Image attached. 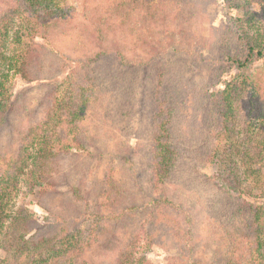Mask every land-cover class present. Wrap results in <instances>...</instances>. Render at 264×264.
I'll return each mask as SVG.
<instances>
[{
  "label": "trees",
  "instance_id": "1",
  "mask_svg": "<svg viewBox=\"0 0 264 264\" xmlns=\"http://www.w3.org/2000/svg\"><path fill=\"white\" fill-rule=\"evenodd\" d=\"M120 1L145 5L172 2V5L165 13L162 6L156 5L157 19L151 23L153 33L145 38L136 37L131 50H123L118 43V23L112 29L104 19L102 29L114 37L113 44L95 28L89 35L92 44L86 50L64 53L62 62L56 65L57 54L34 39L47 41L48 25L68 23L74 19L73 15L63 10L60 0H0V136H11L15 127L13 117L17 118V124L27 116L31 118L26 131L20 133L22 143L16 159L9 155V158L0 157V250L4 252L0 264H92L83 259L93 240L91 228L87 229L89 214L54 217L52 222L40 225L26 208L13 212V200L26 180L31 181L33 190L35 187L56 189L51 179L57 172L61 176L57 157L62 160L78 152L100 160L94 151L102 135L115 140L123 133L116 123L110 127L115 131L105 127L106 124L130 122L140 114L141 122L146 115L151 126L143 142L146 143L143 159H146L142 172L146 175L149 193L145 194L142 182L137 179L134 182L133 177V188L139 196L132 199L131 204H121L114 198L118 196V189L114 173L109 172L106 184L110 191L100 196L108 208L113 204L117 206L110 208L109 218L113 222L143 217L137 232L133 233L132 245L123 247L116 264H143L134 256L133 242L137 238L152 242L157 232H162L160 236L175 232L173 236H166L182 252L187 250L188 236L173 221L172 212L180 206L172 191L196 181L211 183L210 207L225 206L228 216L223 224L230 226L225 237L230 249L236 244L248 243L249 251L238 253L240 256L232 257L227 264H264V236L259 235L261 227L264 229V206H258L260 200L254 197L264 196L261 184L264 177V83L254 84L258 88L253 91L252 86L248 88L252 75L240 72L230 76L222 90L212 89V81L222 75V69L217 71L215 67L222 66L224 59L231 57L220 56L214 45V52L219 54V59L215 60L207 57L202 44L191 50V41L186 37L197 31L187 30L186 19L176 13L183 7H193L205 15L206 0ZM90 2L94 9L99 0ZM256 4L257 9L247 0H223L222 5L232 35L247 50L244 61H237V68L249 72L252 62L264 60V0H256ZM234 11L238 14L233 15ZM44 52L47 56L53 55V64L46 69L50 78L51 72L56 75L61 71L62 64H66L68 70L60 82L43 93L45 101L38 104L41 117L40 112L23 115L30 111L24 100L26 94L15 100L10 79L14 76L26 81L38 79ZM92 112L91 126L94 127L91 128ZM251 120L257 121V129L252 130ZM107 152V156L112 157L109 166L120 161L115 151L110 152L108 148ZM204 168H209L210 172L202 176ZM122 170L125 173V168ZM251 180H257L258 193L245 191ZM112 192L116 193L114 197ZM67 206L75 211L71 199ZM144 210L146 213L142 214ZM163 224L169 231L161 230ZM157 226L160 229L157 230ZM251 226L258 234L246 239L244 233L250 231ZM117 227L115 224V231ZM182 259L185 258L182 256Z\"/></svg>",
  "mask_w": 264,
  "mask_h": 264
},
{
  "label": "rangeland",
  "instance_id": "2",
  "mask_svg": "<svg viewBox=\"0 0 264 264\" xmlns=\"http://www.w3.org/2000/svg\"><path fill=\"white\" fill-rule=\"evenodd\" d=\"M240 1L244 2L245 0ZM247 2H250L257 9L256 0H247ZM60 3L63 10H66L67 14L73 15L74 19L68 23H52L48 25L49 27L46 29L47 41L42 38L34 39V41L43 44L45 49L53 50L57 54L55 55L56 59H54V64L56 65L62 62L61 56L64 53L70 54L74 50H86L92 44V38L89 35L95 28L99 30L106 41L110 40L111 44H113L114 37L111 36V33L105 34V29H102L104 19L109 21L112 29L118 23V43L123 50H131L132 43L136 37L145 38L153 33V24L151 23L157 19V13H155L156 5L162 6L164 13L172 5V2L161 3L160 5L158 3L145 5L143 2L135 1L128 3L120 0L117 2L116 0H99L95 5L96 7L92 9L93 4H91L90 0H60ZM205 5L207 7L205 8V15L202 14L199 8L193 7H183L181 12H176V10L175 12L186 19L187 30L194 29L197 31L196 34H188L186 37V39L191 41V50L202 44L207 50V57L210 60L219 59V54L220 56L229 55L231 57L230 60L224 59L222 66L218 65V67H215L217 71H220V68L222 69V75L220 79L212 81V89L222 90L223 84L227 82L230 76L234 77L238 73L243 72L245 75H252L248 82V88L252 86V90H256L258 86L254 84L257 82L260 85L264 83V60L252 62L251 72L237 68V61L240 63L244 61L247 50L244 44L232 35V31L227 25L226 14L222 10L223 0H206ZM170 10H173V7ZM237 14L238 12H233V15ZM122 30H124V33H122ZM209 30L210 33L208 34ZM204 33L207 35L203 37ZM203 39L206 40L205 44L202 43ZM213 45L217 48L219 54L214 52ZM44 55L45 59L41 67L39 66L40 76H38V79L26 81L19 76H14L10 79V90L15 100L26 94L24 100L26 106L30 107V111L27 110V113L23 115L33 114V112H35L33 115H36V113L40 112L41 110L38 111V104L40 101L42 103L45 101L43 93L50 91L51 86L56 82H60L67 73L68 66L62 64L61 71L56 75L51 72L50 75L53 76L50 78L48 70L53 64V55L51 57L47 56L45 52ZM211 106H213L211 109L214 111V105ZM96 114L99 115L97 111ZM41 115L40 112L39 118ZM141 118L142 114L131 118L130 122L121 120V122H109L106 124L107 126L105 127L111 129L110 127H112L113 123H116L118 127L123 129V133L121 136L116 137V143L113 137L102 135V139H99L101 141L97 142L96 151H94L96 156H100V160L79 155L78 152L66 155L62 157V160L57 157L56 164L60 165L61 176L57 172L54 175V179H51L56 189L48 191L45 189L39 190L35 187L33 190L31 181L22 182L19 192L13 200V212L19 208H26L30 214L34 215L37 224L40 225L52 222L54 217L79 216L81 215L80 213L86 212L90 215L87 217L89 222L87 229L91 228H89V231L93 236V240L91 239L89 243L91 247H88V251L84 252L83 259L87 262H92V264H116L117 257L123 247L132 245L133 233L137 232L143 217L137 216L132 220L129 217L122 221L113 222L114 220L109 218V213H111V209H116L117 206L113 204L110 207L111 209L108 208V204H105L106 201L102 200L100 196L103 192L110 191L109 185L106 184L109 172L114 173V183H116L118 189V196L114 197L116 195L115 192H112V196L121 204H131V200H135L139 196L137 189L133 188V182L131 181L133 177H135L133 179L134 182L136 179L142 182L141 186L145 190L144 193H149L145 179L146 175H143L142 172L146 159H143L144 155H146L144 146L146 143L143 144V142L148 137L151 126L146 115L144 122H141ZM16 119V117L12 118L15 127L11 136H5V134L0 136L1 158L6 155L8 158L10 156L11 159H16L18 147L22 143L20 133L25 132L29 123H31L29 122L31 121L29 116L19 121L21 122L19 124L15 122ZM92 121L93 112L89 119L91 128L94 127V125L91 126ZM132 121L139 125L131 123ZM249 123L252 125V130L257 129L259 126L256 120H251ZM263 128L264 126L262 130ZM108 148H110V152L111 149L115 151L114 155L120 159L114 165L115 168H113L114 166H109L112 157L107 156ZM123 168H125V173L122 170ZM121 170L123 173H121ZM209 172V168H204L201 174L203 176ZM202 176L200 178H203ZM256 181L251 180L247 183L245 191L250 189L252 193V190L258 193L259 186ZM261 184L264 189V177L261 178ZM210 186H212L211 183L209 185L208 183L196 181L190 186L186 185L180 190L172 191L180 206L178 209L174 208L172 217L174 224L178 225L182 232L184 231L186 236H188L186 251L183 249L182 252L180 248L170 242L166 236L168 234L160 236L162 232H157L156 238L152 242L150 240L146 243L140 238L133 242L135 258L143 264H227V261H231L232 257L238 258L240 256L238 253L249 251L248 243L236 244L230 249L229 241L225 239L228 236L230 226L223 224L228 212L224 205L221 208L210 207L209 200L210 198L213 200V196H210V191L213 188ZM254 197L260 200V202L258 201V206H264V196L262 197L259 194ZM69 198L74 204L75 211H71L67 206ZM205 200H208L209 203ZM245 201L248 203V200ZM110 203H113V201ZM145 213L146 210L142 214ZM101 216L104 218L99 220ZM115 224H118L116 231ZM158 226L157 230L160 229ZM163 226L162 231H169L168 228L165 229V224ZM248 228L250 231L244 233V235H247L245 236L246 239L257 233L255 231L256 228L253 229L252 226ZM187 232H190V234ZM169 235L173 236L175 232L169 233ZM259 235L264 236L262 227ZM95 238L97 239L94 240ZM89 244H86V246ZM180 252L182 254L178 255ZM3 256L4 252L0 250V258ZM182 256L185 259L192 260V262L182 259ZM255 257H257L256 254L254 255Z\"/></svg>",
  "mask_w": 264,
  "mask_h": 264
}]
</instances>
